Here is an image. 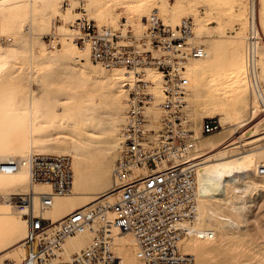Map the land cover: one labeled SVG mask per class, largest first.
<instances>
[{
	"label": "rangeland",
	"instance_id": "rangeland-1",
	"mask_svg": "<svg viewBox=\"0 0 264 264\" xmlns=\"http://www.w3.org/2000/svg\"><path fill=\"white\" fill-rule=\"evenodd\" d=\"M62 1L0 0V156L68 153L76 186L72 185L64 197L78 204L109 192L110 167L120 143L126 84L121 86V70L103 68L84 55L74 59L81 55L65 34L70 32L67 24L75 13L64 8ZM66 1L71 6L76 2ZM258 1L254 4L256 14L261 13L257 15L262 32L258 54L264 85V0ZM84 2L88 16L97 24L117 27L125 21L124 28L135 33L145 27L152 13L171 24L182 16L191 17L194 35L197 31L200 35L194 41L206 52L199 59H188L189 68H194L190 69L192 78L187 72L190 85L186 97L192 128L200 125L201 117L213 116L217 129L201 136L226 143L237 141L226 148V144L219 146L217 150L223 156L256 151V161L264 160V115L247 88L240 60L248 0ZM51 30L60 34V44L53 48L40 38ZM235 124L240 128L235 130ZM208 150L204 147L205 152ZM245 179H237L235 187H227L228 207L234 208L232 221L226 224L215 218L208 220L205 206L198 201L203 227L214 234L204 240L206 249L202 253L193 254L194 264H264V177L251 173ZM27 185L24 170L13 177L0 175V198L20 187L26 191ZM105 195L112 199V194ZM210 203L211 207L217 205L216 201ZM13 211L9 202L0 201V250L24 234V225ZM90 235L86 239L77 235L71 242L78 249ZM124 249L127 258L121 264H143L134 257L131 245ZM58 255L60 260L57 256L55 262L66 264ZM21 256L16 248L1 256L0 263L6 257L19 261Z\"/></svg>",
	"mask_w": 264,
	"mask_h": 264
},
{
	"label": "built area",
	"instance_id": "built-area-1",
	"mask_svg": "<svg viewBox=\"0 0 264 264\" xmlns=\"http://www.w3.org/2000/svg\"><path fill=\"white\" fill-rule=\"evenodd\" d=\"M244 36V78L251 96L264 115V85L260 77L259 45L261 32L256 0H249ZM258 1V0H257ZM75 16L65 34L78 47L86 48L91 61L103 68L129 72L126 80L125 109L119 127V149L110 167L107 217L98 205L71 210L56 221L43 214L52 198L70 191L71 157L68 153H35L9 156L13 168L0 160V172L27 169L29 182L45 183L38 191L8 193L7 201L26 222L20 239L23 253L19 261L4 258L0 264H48L56 258L66 237L89 229L87 243L71 251L66 264H113L118 260L113 235L129 233L134 255L143 264H194V255L180 248L186 234L182 222L192 221L196 211L194 182V143L198 135L218 127L213 116H203L198 133L191 127L186 97L189 77L185 63L205 55L202 44L194 41L193 21L182 16L175 23L157 14L148 17L139 32L97 24L88 16L84 0L74 5L62 1ZM59 33L51 30L40 38L47 47L60 44ZM2 40V37H0ZM154 72L158 79L147 73ZM158 88L155 93L154 88ZM264 175V163L259 165ZM210 232L204 233L207 237Z\"/></svg>",
	"mask_w": 264,
	"mask_h": 264
},
{
	"label": "bare ground",
	"instance_id": "bare-ground-1",
	"mask_svg": "<svg viewBox=\"0 0 264 264\" xmlns=\"http://www.w3.org/2000/svg\"><path fill=\"white\" fill-rule=\"evenodd\" d=\"M250 4L251 3H249V6H250ZM257 11H258V9H257ZM257 13H258L257 15L259 17L260 11H258ZM122 23L124 25V22H122ZM193 30H194V26L192 28V32H193ZM197 30H198V27H197ZM261 34H262V32H261ZM193 36L199 37L200 36L199 32L197 31L195 33V35L193 32ZM263 37H264V35H263ZM75 46H76V48H74V47L73 48L76 49V51H78V54L81 56L80 57H78V56L74 57V59H81V58H83L82 55L86 56L89 59L88 51L86 48L78 47L77 45H75ZM204 51H205V49H204ZM205 56H206V52H205ZM240 57H241L240 60L243 63L244 62L243 61V55H241ZM199 58H201V57H197V58H193V59H199ZM89 61H90V59H89ZM190 64H191V60L186 61L185 67H186V71L191 76L190 78H192L191 70L192 69L194 70V68H192V66L189 68ZM116 70L117 71L121 70L122 72H124V75L121 76V78H123V80L121 81V86L125 85L126 80L128 81V79H129L128 72L126 70L124 71L123 69H120V68L119 69L116 68ZM243 72H244V69H243ZM147 75L151 79H154V80L158 79V75L154 72H148ZM243 78H244V73H243ZM153 91L155 93H157L158 88L155 87ZM31 111H32V107H31ZM255 112H256V108L254 107V110L252 111V113L255 114ZM192 126L193 125L191 122V127ZM198 128H199V125H196L195 128L194 129L192 128V129L195 131V133H198ZM238 128H240V127L236 126V124H235L234 129L237 130ZM237 138H238V140H241V135H239ZM197 142H198V144H197ZM234 142L236 143L237 141L232 140L231 142L226 143V142L217 141L215 138H213V139L212 138L210 139L208 137L203 138L202 136L198 135V138L196 139V141L194 143V161H195L194 162L195 163V166H194V182H195L196 211H195V216H194L192 221H188V222L185 221V222L181 223L182 226L186 230V234L183 235L179 241L180 248L183 251L190 252L192 254L202 253V251L206 249V247H205L206 243L204 240L209 239L210 237L212 238V236L214 234L213 231H207L208 227H206V228L203 227L204 225L202 224V222H204V220L200 219L201 215L199 214L200 208H199L198 201H200L205 206V209H206L205 213H207L208 220H210L211 218H215L220 223L226 224V222L232 221L231 211H233V208H234L233 205L230 206V208L228 207L230 205V202L226 198V195H225V193L227 191V187L230 185L232 187H235L236 184L234 182L237 179L246 180L245 177H247L251 173L258 176V177H264V175H261L257 172L259 165L264 163V160H262L260 162L256 161L257 160L256 151H250V152L243 151V152H240L238 154H235V155H232L229 157H225V156H223V153L221 151L217 150L220 145L226 144V145H224V147L226 148V147H228V145H230L232 143L234 144ZM204 147H208L209 150L205 152ZM212 151L213 152L216 151V152H214L211 156H205L207 154V152H212ZM7 157H9V156H0V160L5 159V167L6 168H13V159L7 158ZM23 170L25 171V176H26L27 183H28L27 190L33 192L32 199H33V203L36 204L37 203V195L35 193L38 191L46 190L47 186L45 183H32L31 184L28 180L26 167L20 166L15 171H13L11 173H1L0 172V175H3L5 177H13V176H16L17 174H19ZM72 185L76 186V181H73V173H72V181H71L70 189H72ZM23 190L24 189L21 187L18 189H15V191H18V192H23ZM15 191L13 193H16ZM8 193H10V192H8ZM75 194H76L75 192H72V195H75ZM105 194H111V193L105 192L102 195L94 196V197L90 198L89 200L80 202L78 204L71 203L66 197H64L65 196L64 194L57 195V196H54L52 198L51 205L48 208L43 210V214L50 217L51 221H56L62 215H64L65 213H67L71 210L81 208L84 206L98 205L100 208H102L103 213L107 217H109L110 212H109V209L105 208V205L111 199H110V195H105ZM6 196H7L6 194H3V196H2L3 198L2 199L0 198V201L4 204L8 203ZM102 197H105V198L98 201V199H100ZM105 199H107L108 202L102 201ZM214 201L217 202L216 203L217 205L215 207H211L212 203H210V202H214ZM67 202H70V206L66 205ZM203 209H204V207H203ZM13 212H15V211H13ZM17 214L19 215L18 212H17ZM18 218L21 220L20 221L21 224L24 225V232H25L26 222L22 216L19 215ZM209 224L210 223H208V225ZM88 231L90 232L89 229H84L81 232L75 233L74 235L68 236L65 238V240L62 243L61 250L59 252L62 255V258L64 260L67 259L68 255L71 251H74L77 249L75 246L76 243L75 244L72 243L71 239L75 238L77 235H80V236L84 235V239H86V237L88 236V233H89ZM206 231L210 232L209 234H211V235L209 237L204 235V233H206ZM84 239H82V241ZM77 243H79V242H77ZM113 243L115 245L114 247L116 249V252H117L116 255L118 257V260L116 262H114L113 264H121V263H123V259L127 258V257H125L126 255H124L125 254L124 247H126L127 249H130V245L132 246V239L126 233H115L113 235ZM7 244L2 250H0V258H1V256L8 254L10 251H13L16 248L19 249V253H20V255H22L23 248L20 244V239L15 240L14 242H12L10 244L9 243H7ZM14 245H15V247H13ZM134 257L136 259H138L135 255H134ZM55 259L56 258L51 259V261L48 264H58L57 262H55ZM59 260H60V256H59ZM127 264H131V263L129 262Z\"/></svg>",
	"mask_w": 264,
	"mask_h": 264
},
{
	"label": "crops",
	"instance_id": "crops-1",
	"mask_svg": "<svg viewBox=\"0 0 264 264\" xmlns=\"http://www.w3.org/2000/svg\"><path fill=\"white\" fill-rule=\"evenodd\" d=\"M197 125H198V123H197Z\"/></svg>",
	"mask_w": 264,
	"mask_h": 264
}]
</instances>
